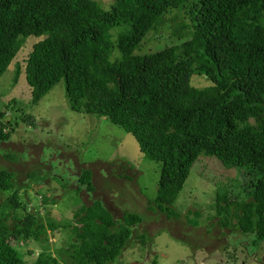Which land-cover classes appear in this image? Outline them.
Listing matches in <instances>:
<instances>
[{
  "label": "trees",
  "instance_id": "16d2710c",
  "mask_svg": "<svg viewBox=\"0 0 264 264\" xmlns=\"http://www.w3.org/2000/svg\"><path fill=\"white\" fill-rule=\"evenodd\" d=\"M173 9L190 17L175 26L181 42L136 54ZM31 35L44 38L26 60L29 104L63 80L72 110L107 116L132 133L141 152L160 162L157 194L149 202L169 219L180 216L174 203L202 154L243 169L239 185L217 184L216 218L222 228L233 225L264 239V0H113L108 10L97 0H0V77ZM21 72L17 61L12 85ZM193 74L211 84L193 85ZM15 103L11 98L0 112V144L18 123V116L6 119ZM31 179L44 176L34 171ZM77 181L78 191L96 189L90 168ZM18 188L15 173L0 168V193H6L0 264H116L143 221L132 210L116 217L100 198L66 222L45 221ZM58 227L68 230V240L56 246L57 255L45 246L28 263L18 244L48 243V230ZM137 235L145 242L144 233Z\"/></svg>",
  "mask_w": 264,
  "mask_h": 264
},
{
  "label": "rangeland",
  "instance_id": "374dc122",
  "mask_svg": "<svg viewBox=\"0 0 264 264\" xmlns=\"http://www.w3.org/2000/svg\"><path fill=\"white\" fill-rule=\"evenodd\" d=\"M97 1L106 10L113 3ZM180 14L183 17H178L175 9L168 12L164 24L150 31L135 53L146 54L180 43L182 38L176 34L175 26L181 18L190 23L184 11ZM43 38L29 36L0 77V112L15 97L14 108H8L6 119L15 121L18 116L14 129H7L11 131L10 139L0 144V168L15 173L19 195L28 201L29 208L38 209L45 221L50 217L56 222L70 220L76 209L91 204L95 198L103 200L116 217L124 210L138 212L143 221L116 264H264V239L255 241L254 234L243 233L233 225L230 229L222 228L216 218L217 184L231 180L238 184L243 180V169L227 168L216 156L202 154L174 203L180 216L169 219L149 202L157 194L160 162L141 152L132 133L107 116L72 110L63 80L36 105L29 104L31 87L26 81V60L33 45ZM17 61L22 64V72L17 84L12 85ZM191 82L198 87L211 84L199 74H193ZM21 113L23 117L19 119ZM83 168L93 171L94 191L85 187L77 190ZM34 171L43 175L44 180L32 183ZM44 194L49 196L46 203L41 200ZM5 197L6 193H0V201ZM138 233L145 234V242ZM48 235V243L29 239L18 244L28 263L45 246L46 251L57 255L56 246L65 245L68 240L64 227L48 230Z\"/></svg>",
  "mask_w": 264,
  "mask_h": 264
}]
</instances>
